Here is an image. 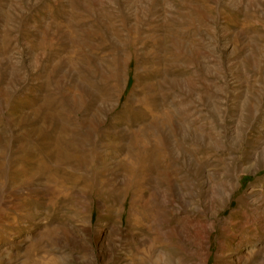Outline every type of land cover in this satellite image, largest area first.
I'll use <instances>...</instances> for the list:
<instances>
[{
  "label": "rangeland",
  "instance_id": "1",
  "mask_svg": "<svg viewBox=\"0 0 264 264\" xmlns=\"http://www.w3.org/2000/svg\"><path fill=\"white\" fill-rule=\"evenodd\" d=\"M254 244L264 264V0H0V264Z\"/></svg>",
  "mask_w": 264,
  "mask_h": 264
},
{
  "label": "bare ground",
  "instance_id": "2",
  "mask_svg": "<svg viewBox=\"0 0 264 264\" xmlns=\"http://www.w3.org/2000/svg\"><path fill=\"white\" fill-rule=\"evenodd\" d=\"M256 157L255 156H253L252 157V164H251V166L249 167L250 169H253L254 167H255V164H256ZM256 169V168H255ZM252 192V191H251ZM222 201L223 202H226L227 201V197L225 198V197H223L222 198ZM163 202L165 203V204H170V202H171V199H170V197H168L167 196V198H165V199H163ZM199 202V201H198ZM133 208V207H132ZM167 208V207H166ZM196 209H198V207L196 208ZM200 230L198 229V228H196V229H194V235H195V237H199L200 236ZM130 237L131 238H133V236L132 235H130ZM164 242V241H163ZM138 246H144L147 250V252L149 253V254H154L155 253V248L151 245V244H149V245H145V242L144 241H139L138 242ZM256 248H257V245L256 244H254V246H252L251 247V249H250V251L247 253V256H243V257H241V258H238V260H237V262L239 263V264H248L249 263V261H250V256L252 257V256H254V254L255 253H258V252H260V250H258L257 252L255 251L256 250ZM158 258V257H157ZM159 259V258H158ZM157 259V260H158ZM253 259V258H252Z\"/></svg>",
  "mask_w": 264,
  "mask_h": 264
}]
</instances>
